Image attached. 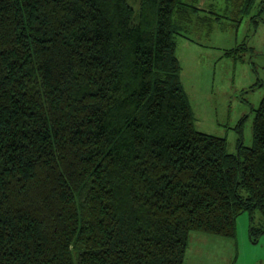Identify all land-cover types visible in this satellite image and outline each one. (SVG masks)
Here are the masks:
<instances>
[{"label": "trees", "instance_id": "trees-1", "mask_svg": "<svg viewBox=\"0 0 264 264\" xmlns=\"http://www.w3.org/2000/svg\"><path fill=\"white\" fill-rule=\"evenodd\" d=\"M198 3L0 0V264H184L191 232L264 217V96L236 153L194 125Z\"/></svg>", "mask_w": 264, "mask_h": 264}, {"label": "rangeland", "instance_id": "rangeland-1", "mask_svg": "<svg viewBox=\"0 0 264 264\" xmlns=\"http://www.w3.org/2000/svg\"><path fill=\"white\" fill-rule=\"evenodd\" d=\"M264 0H199L213 23L196 22L188 38L177 36L182 82L199 131L223 137L229 153L254 143L255 110L264 96ZM227 54V50H231ZM253 220V221H252ZM264 227L259 210L242 211L236 236L191 232L184 264H264ZM257 238L256 241H254Z\"/></svg>", "mask_w": 264, "mask_h": 264}]
</instances>
